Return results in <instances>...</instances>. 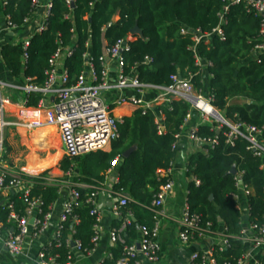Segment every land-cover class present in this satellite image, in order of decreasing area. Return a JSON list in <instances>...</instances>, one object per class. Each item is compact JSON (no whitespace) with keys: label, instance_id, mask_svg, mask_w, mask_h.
I'll return each instance as SVG.
<instances>
[{"label":"trees","instance_id":"obj_1","mask_svg":"<svg viewBox=\"0 0 264 264\" xmlns=\"http://www.w3.org/2000/svg\"><path fill=\"white\" fill-rule=\"evenodd\" d=\"M51 1L46 27L30 37L26 57L20 44L1 45V60L13 77L25 76L42 84L48 60L61 45L73 48L72 56L65 61L71 78L81 73L88 58L99 71V57L104 47L128 36L130 50L123 53L127 73L134 72L142 83L159 87L169 86L172 75L190 77L195 91L211 95L214 106L227 119L261 128L264 136V52L258 58L253 57L254 46L261 42V17L243 4L228 3L229 9L221 22L220 14L227 4L224 0H75L72 7L66 0ZM32 2L5 0L0 10L21 26L32 14ZM135 25L142 35L131 34ZM219 25L224 39L213 33L208 45L198 47L197 57L202 64L211 63L202 68L192 50L193 41L181 36L180 28H199L211 33ZM146 56L152 59L150 64L144 61ZM36 100L31 103L35 104ZM190 110V103L181 98L156 105L144 113L141 108H134L123 116L119 138L109 149L79 156L65 155L55 165L60 151L50 154L45 162L38 158L32 162L36 168L51 166L35 175L23 173L30 184L28 197L42 200V212L51 210L67 182L73 183L82 200L63 225L62 245L50 248L49 255L59 254L57 260L61 263L68 256L73 261L70 250L73 240L80 241L83 249L93 248L95 218L90 215L91 206L85 200L105 185L107 173L114 168L118 171V181L112 185V191L128 196V202L119 210L122 215L131 212L134 218L123 237L127 244L137 242L139 226H152L155 221L151 203L170 179L166 171L175 158V135ZM159 111L165 126L161 132ZM54 130V127L38 130V138L32 139L33 145L39 147L52 137L56 140ZM226 130V127L217 130L214 122L198 126L196 135L205 142L203 151L191 155L186 164L187 204L192 213L201 216L204 235L215 240L210 259L215 264H238L251 244L241 234V213L233 194L238 193V181L242 180L250 191L247 196L249 224L264 221V169L261 167L264 157L255 156L244 138L227 142ZM214 139L216 142L209 144ZM130 148L134 149L122 162L124 152ZM233 166L236 174L229 173ZM11 200L23 214L27 207L21 194H13ZM0 216L5 220L7 211H0ZM121 220L115 218L113 227L120 226ZM223 239L228 246L221 248ZM260 250L264 264V246ZM121 254L122 247L113 246L111 257L102 264L115 263Z\"/></svg>","mask_w":264,"mask_h":264},{"label":"built area","instance_id":"obj_2","mask_svg":"<svg viewBox=\"0 0 264 264\" xmlns=\"http://www.w3.org/2000/svg\"><path fill=\"white\" fill-rule=\"evenodd\" d=\"M4 1L2 0L1 6L4 5ZM224 1L227 4L220 14L221 22L224 21V14L229 9L228 3L243 4L246 8L252 10L256 16L261 17V42L256 44L253 49V57L258 58L264 52V0ZM74 3L75 0H66V4L70 7L74 6ZM51 7V0H33L32 14L24 19L21 26L13 23L10 16L0 10L4 31L13 35L12 40L7 43L20 44L24 51V57H26L25 51L29 46L30 37L44 30ZM20 31H23V33L16 36ZM179 33L181 36L189 37L193 41L192 50L196 57L198 47L208 45L213 33L224 39L220 25L213 29L211 33H204L199 28L188 29L186 27H181ZM1 34L2 28L0 26V41ZM129 50L128 36L117 39L113 44L104 47L102 55L99 57V71L96 70L93 62L88 58L81 73L71 78L65 67V61L72 56L73 48L61 45L48 60L45 80L42 84L35 83L31 78L25 76L15 77L11 81L0 77V192L7 193V198L0 202V211H7L5 220L0 216V243L9 256L17 258L24 255L27 239L30 237L37 238L49 228L52 210L51 208L48 212H42L40 208L43 204L42 200L28 197L30 184L23 177V173L26 172L11 160L13 158L9 136L13 132L24 130L30 133L54 127L58 133L59 142L65 149V155H84L95 150H107L111 143L119 138V123L122 122L123 117L115 115L114 107L129 104L141 108L144 113L156 105L170 104L172 99L181 98L190 103L191 110L196 109L200 112L203 119L201 124L214 122L217 130L226 127L227 130L224 134L227 142L233 143L237 138H244L249 142L248 149L255 156L264 157V136L261 128L244 123H233L227 119L214 106V98L211 95L195 91L190 77L179 79V75H172V83L166 87L142 83L134 72L127 73L125 70L123 53ZM144 61L150 64L152 59L146 56ZM111 63L115 65L116 77L114 81L109 79ZM197 64L202 68H206L211 63L207 61L202 64L201 59L197 57ZM124 90H132L135 95L124 96L121 93ZM148 90L158 92L157 97L152 101H145L141 98L143 93ZM113 91H117L119 94L114 99L107 100L106 94ZM35 98L37 99L36 103H31ZM191 110L180 126V132L189 118ZM162 120L161 113L158 126L160 132L162 131ZM197 128L191 131L189 137L205 142L196 135ZM180 132L175 135L177 142L173 145V149L177 148L181 136ZM214 142H216V139L209 141V144ZM172 165L173 162L171 167ZM171 167L167 169V174H169ZM117 181L118 178L116 177L111 182V186ZM195 182L196 184L199 183L198 180H195ZM106 184L107 181L100 190L93 191L85 200L91 206L90 215L95 218L94 236L92 238L93 248L83 249L80 241L73 240L70 246L72 249L70 250H74L79 255L89 254L97 245L99 238L97 230L102 214L98 207L99 195ZM238 184L245 195L248 196L250 194L249 189H246L241 180L238 181ZM65 185L69 189V198L59 217L53 240L45 243L37 254L38 264L73 263L71 256L67 257L65 263H61L57 260L59 254H48L50 248L62 245L60 237L63 225L73 213V210L82 203L80 192L72 187L73 183L67 182ZM172 187L173 182L168 179L154 195L151 206L155 210V221L152 226H139V238L137 242L132 244H127L123 237V232L130 226L131 219H133L132 213L128 212L122 215L119 210L120 206L128 202V196L124 193L118 194L112 213L114 216L122 218V222L120 226L110 230L109 238L114 245L122 247V254L113 264H146L159 261L161 256L160 222L165 213L163 210L165 197ZM16 193L21 194V199L27 207L23 214L15 209L14 202L11 200V196ZM233 196L236 198L237 194H233ZM250 232L253 233L249 234ZM241 234L250 241L253 248L263 247L264 221L261 224H250L248 228L242 229ZM204 236L201 227V216L192 213L187 204L180 220V242L188 244L196 242ZM224 246H228L226 239L220 242V247ZM210 256L211 251L209 254L195 252L191 256L190 264H215ZM244 259L245 256L238 264H241ZM102 263L103 261L100 264Z\"/></svg>","mask_w":264,"mask_h":264},{"label":"crops","instance_id":"obj_3","mask_svg":"<svg viewBox=\"0 0 264 264\" xmlns=\"http://www.w3.org/2000/svg\"><path fill=\"white\" fill-rule=\"evenodd\" d=\"M2 0H0V6ZM118 19V16L115 17ZM0 26L2 28L1 41L0 44L7 43L11 41L12 34L4 31L3 18L0 12ZM0 77L5 80H12L13 77L9 70L4 65L3 61L0 60ZM115 65L111 63L110 66V75L109 79L111 81L115 80ZM124 96L135 95L132 90H124L121 92ZM156 90H148L143 93L141 98L145 101H152L157 97ZM119 92L113 91L107 93V100L114 99ZM155 107V106H154ZM134 108L133 105L123 104L120 106L114 107V113L116 116H124L125 113L131 112ZM161 117V111L158 113ZM203 122L202 115L196 109H192L190 116L181 128V136L177 143L176 154L173 160V165L169 172V178L173 182L172 189L167 193L163 210L164 216L161 218L160 222V231H159V242L161 245V256L158 262L156 263H146V264H190L191 256L195 252H202L204 254H209L211 247L215 240L213 238L204 236L203 238L197 240L196 242H191L188 244H182L179 240L180 232V220L187 205V195H188V178L186 176L185 168L189 157L195 153L203 151V142L199 140H194L189 137V134L193 129L198 127ZM162 124V130L165 126ZM38 131V130H36ZM36 131L27 132L31 136L35 134ZM54 137L56 136L58 140L56 142L58 145L59 137L56 129L54 130ZM53 138V137H52ZM51 140V138H49ZM48 140V142H51ZM45 145V146H43ZM45 143H42L39 147H46ZM35 147V146H34ZM61 151L60 149L51 153H57ZM60 154L58 160L54 163L57 164L64 156L63 152ZM13 158V157H12ZM42 159V158H41ZM13 162L14 160L11 159ZM17 164V163H16ZM18 165V164H17ZM48 167H32L24 166V171L28 174L35 175L42 170H45ZM264 169V158L262 166ZM118 176V171L116 168L110 170L107 173V184L103 188L99 195L98 207L101 210V218L98 224V241L95 248L87 255H79L78 253L71 250L74 256L72 264H100L107 258L111 257V249L115 246L110 238L109 232L113 227V222L115 218H119L113 215L112 208L115 202L118 199V195L112 191L111 182ZM7 198V193L0 192V202L4 201ZM69 198V189L64 185L60 192L57 200L54 202L51 210V222L49 228L37 238H28L25 244V253L23 256L13 258L9 256L4 246L0 243V264H38L37 254L39 250L43 247L48 241H52L56 232V226L59 221V217L63 211L64 205ZM237 207L241 213V224L243 228L249 227V207H248V198L245 195L242 188H239V191L236 196ZM72 249V248H71ZM261 249V248H260ZM249 246L246 253L245 259L241 264H262L261 263V254L262 251Z\"/></svg>","mask_w":264,"mask_h":264},{"label":"rangeland","instance_id":"obj_4","mask_svg":"<svg viewBox=\"0 0 264 264\" xmlns=\"http://www.w3.org/2000/svg\"><path fill=\"white\" fill-rule=\"evenodd\" d=\"M19 33H23V31L18 32L16 36ZM10 129H13V128H10ZM34 137L35 136H31L24 130L13 132L9 136V144L11 146L12 157L14 160L13 163L14 164L17 163L20 168L24 169V166H28L30 162L29 158H31L32 156L36 157L35 160H37L38 158L40 162H45L48 159L47 157L51 153L59 149L63 152V154H66L63 145L62 144L58 145L56 140H53V138H51V142L46 143L48 144L46 145L47 146L46 148L45 147L41 148V147H36V146L34 147L33 142H32L33 141L32 139Z\"/></svg>","mask_w":264,"mask_h":264},{"label":"water","instance_id":"obj_5","mask_svg":"<svg viewBox=\"0 0 264 264\" xmlns=\"http://www.w3.org/2000/svg\"><path fill=\"white\" fill-rule=\"evenodd\" d=\"M131 34H139L142 35V31L141 29L138 27V25H135L132 29H131ZM179 79H181V76L179 75ZM134 148H130L128 150H126L123 154V158L121 159L122 162H124L125 158H127L129 156V154L133 151ZM230 174H236L237 170L235 168V166H233L231 168V170L229 171ZM242 183V180H241ZM212 198V196H211ZM134 220V218H133ZM219 221H222L221 217L218 218ZM72 245H74V243H72ZM139 247V246H138Z\"/></svg>","mask_w":264,"mask_h":264},{"label":"bare ground","instance_id":"obj_6","mask_svg":"<svg viewBox=\"0 0 264 264\" xmlns=\"http://www.w3.org/2000/svg\"><path fill=\"white\" fill-rule=\"evenodd\" d=\"M37 133V131L35 132V139H37L38 138V135L36 134ZM37 136V137H36ZM56 140H58L57 139V137H56ZM33 142V141H32ZM35 158L36 157H34V156H32L31 158H29V164H28V166L30 167V168H32L33 167V164H32V162L35 160Z\"/></svg>","mask_w":264,"mask_h":264}]
</instances>
